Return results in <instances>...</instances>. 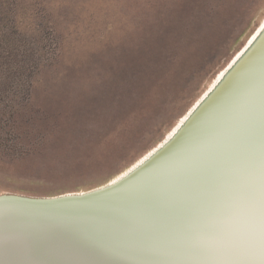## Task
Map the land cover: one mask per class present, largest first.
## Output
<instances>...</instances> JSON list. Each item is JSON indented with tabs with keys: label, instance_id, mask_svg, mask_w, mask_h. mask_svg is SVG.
Listing matches in <instances>:
<instances>
[{
	"label": "rangeland",
	"instance_id": "1",
	"mask_svg": "<svg viewBox=\"0 0 264 264\" xmlns=\"http://www.w3.org/2000/svg\"><path fill=\"white\" fill-rule=\"evenodd\" d=\"M0 41L36 53L30 82L0 67V195L108 183L208 87L264 17V0H8Z\"/></svg>",
	"mask_w": 264,
	"mask_h": 264
},
{
	"label": "bare ground",
	"instance_id": "2",
	"mask_svg": "<svg viewBox=\"0 0 264 264\" xmlns=\"http://www.w3.org/2000/svg\"><path fill=\"white\" fill-rule=\"evenodd\" d=\"M220 85L171 148L104 200L0 204V264H264V17L161 141L89 190L147 163Z\"/></svg>",
	"mask_w": 264,
	"mask_h": 264
},
{
	"label": "water",
	"instance_id": "3",
	"mask_svg": "<svg viewBox=\"0 0 264 264\" xmlns=\"http://www.w3.org/2000/svg\"><path fill=\"white\" fill-rule=\"evenodd\" d=\"M257 44V43H256ZM249 52V51H248ZM251 52V51H250ZM247 53L238 63L239 65L246 59L248 56ZM237 65V66H239ZM236 68L231 71V76ZM221 85L210 95L206 101L199 107V109L196 111V113L189 119V121L184 125V127L181 129V131L176 135V137L168 143L161 151H159L156 155H154L147 163L142 165L138 170L134 171L124 179H121L120 181H117L116 183L110 185V187H106L105 189H102L100 191H94L89 190L86 193L82 194H60L56 196H47V197H20L16 195H0V204H6V205H20L22 207H28V206H36L37 208H41L43 210L49 209V208H56L53 210H64L69 209L72 207H75L77 205H84L89 203H95L96 201H101L110 196L113 192H116L120 188L127 187V184L133 180L135 177H137L142 172H145L147 169H149L153 162L156 161V159L162 155L166 150L172 147L174 143L185 134V132L190 128L192 123L197 119V117L201 114L202 109L204 106L210 102V100L216 95L218 90L220 89ZM159 160V159H158ZM157 160V161H158ZM90 224V223H89Z\"/></svg>",
	"mask_w": 264,
	"mask_h": 264
},
{
	"label": "trees",
	"instance_id": "4",
	"mask_svg": "<svg viewBox=\"0 0 264 264\" xmlns=\"http://www.w3.org/2000/svg\"><path fill=\"white\" fill-rule=\"evenodd\" d=\"M0 0V9L3 2ZM1 11V10H0ZM19 32L14 28L11 34H4L0 41V67H4L11 76V82H30L35 66H37L36 53L28 45V40L20 38L12 40V35Z\"/></svg>",
	"mask_w": 264,
	"mask_h": 264
}]
</instances>
